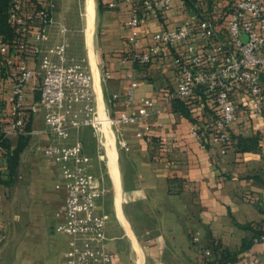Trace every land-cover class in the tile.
<instances>
[{
    "label": "crops",
    "instance_id": "0c3cea01",
    "mask_svg": "<svg viewBox=\"0 0 264 264\" xmlns=\"http://www.w3.org/2000/svg\"><path fill=\"white\" fill-rule=\"evenodd\" d=\"M95 1L92 23L86 0V21L76 24L65 22L54 3L56 20L44 50L66 43L69 59L92 71L98 105L114 115L136 109L126 94L133 78L139 81L137 97H151L161 108L143 125L122 127L129 150L120 145L114 132L112 136L105 131L104 145L90 126L72 135V140L83 141L84 152L94 161L91 170L103 178L106 187L98 202L99 210L109 215V249L115 250L117 244L124 253L137 250L140 256V248L143 251L144 258L115 259L113 264H264V242L253 240L264 228V115L252 110L248 87L243 84L232 91L239 118L231 125L225 153L220 144L203 147V138L191 130L193 123L204 129L214 119L215 101L207 93H195L189 107L182 103L183 110L168 101L180 78L179 61L189 56L190 42L202 46L229 41L222 13L231 0H215L213 10L207 0H201L200 13L193 12L185 0H175L173 8L149 15L141 25L144 49L156 46L148 65L130 58L131 4L123 2L113 9L111 0ZM97 12L103 13L99 22ZM201 15L212 17L213 35L172 45L154 41L155 32L183 23L197 25ZM51 58L59 60L56 54ZM29 62L38 70L28 88L36 100L41 95L42 74L38 59L30 56ZM105 71L111 72L110 78H104ZM27 135L12 175L8 153L18 145V135L10 137L9 149L0 150V172L6 180L0 182V264H67V239L62 243L56 231L64 220L66 189L57 187L59 165L44 161V148L54 137L47 132L43 110L34 113ZM252 136L260 137L258 149L243 151L241 138ZM148 236L152 240L149 260L139 242L136 247L132 242ZM207 250L213 257L205 254Z\"/></svg>",
    "mask_w": 264,
    "mask_h": 264
},
{
    "label": "built area",
    "instance_id": "2783aa9c",
    "mask_svg": "<svg viewBox=\"0 0 264 264\" xmlns=\"http://www.w3.org/2000/svg\"><path fill=\"white\" fill-rule=\"evenodd\" d=\"M135 1L111 0L109 6L118 7L123 2L131 4L128 19L130 58L146 64L151 62L156 46L144 49L141 25L149 15L158 16L161 10L171 9L175 0H140L141 5ZM53 8L54 3L50 0H37L32 8L25 7L22 0H16L11 8V19L22 33L20 47L23 56L18 65L12 56L5 61L11 67L7 73L11 84L8 95L11 118L3 128V134L4 138H9L27 133V109H31L33 114L44 111L47 132L54 137L45 146L44 156L49 162L59 165L61 180L57 187L66 189L62 210L64 220L56 230L69 236L67 264H113L115 255L108 247L106 232L109 215L99 210L98 202L106 187L103 178L91 170L94 161L84 152L83 141L79 138L72 140V135L75 130L90 126L104 145L106 127H111L120 145L129 150L130 144L122 127L143 125L161 108L151 97H137L139 81L135 78L126 89L135 110H123L114 115L100 107L92 71L84 63L69 59L67 44L50 47L47 51L43 48L49 28L55 22ZM227 28L229 41L226 43L188 44L189 56L179 61L180 78L168 100L189 99L198 87L205 86L214 98L219 115L204 129L193 123L191 130L195 136L203 138V147L210 143L220 144L223 153L227 151L231 138L230 127L239 118L238 107L232 97L236 87L246 85L252 110L264 115V0H235L227 17ZM213 30L214 23L206 19L197 25L183 23L159 30L153 38L156 43L169 45L189 38H207L213 35ZM10 46V42L0 35V52L7 53ZM51 54H56L59 60H53ZM30 56L38 59L42 74V82L38 86L41 96L37 100L30 99L28 91L30 83L38 75V70L30 65ZM110 77L111 72L105 71L104 78ZM3 82L4 78L0 76V85ZM114 97L118 98L119 94ZM0 150H3L1 143ZM255 241L264 242V228ZM206 252L211 253L210 250Z\"/></svg>",
    "mask_w": 264,
    "mask_h": 264
},
{
    "label": "trees",
    "instance_id": "16d2710c",
    "mask_svg": "<svg viewBox=\"0 0 264 264\" xmlns=\"http://www.w3.org/2000/svg\"><path fill=\"white\" fill-rule=\"evenodd\" d=\"M15 1L16 0H0V35H3L6 38V40H8L11 44L10 50L7 53H1L0 52V76H2L4 78L3 84L0 85V143L3 146V149H6V148L9 149V147L11 146L10 137L4 138V134H3V128L6 126V124L9 122V120L11 118L10 105L8 102V95H9V92L11 90V88H10L11 84H10L9 78L7 77V73L11 70L10 69L11 67L6 65L5 61L7 60V58L12 56L16 59L15 65H18L20 58L23 56V52L21 51V47H20L22 33L20 31V27L11 19V8H12L13 4L15 3ZM138 1L141 3L140 0H138ZM185 1L193 12L200 13V10H199L200 5L198 3L201 0H185ZM207 1L209 4V7H210L209 10H213L215 0H207ZM22 2L24 3L25 7L32 8L37 3V0H22ZM234 2H235V0H231V2L225 7V11L222 13V16L224 17L226 24H227V17L229 15V13L231 12V9H232ZM162 11H164V10H161L160 13ZM200 17L202 19H200L198 21V24L201 21L206 20V19L211 20L214 23L212 17L207 16L206 18H203L202 15ZM169 45H172V44H169ZM136 63L138 64L140 62H136ZM150 63L151 62L143 64V65H148ZM140 64H142V63H140ZM195 93L196 94L198 93V94H201L204 96H206L205 94L207 93L211 97V99H214L212 97V95L208 92V90L205 86L198 87L196 89ZM37 98L39 99L40 97L37 96ZM37 98H36V100H37ZM30 99H31V97H30ZM194 100H195V94H194V96H192L186 100L182 99V98H176V99H173L171 101L176 102V105L180 104L178 106V108L183 110L184 108L182 106L183 105L182 103H184L187 107H189L194 102ZM213 102H214V100H213ZM4 107H6V109H7V115L2 114ZM217 110L218 109L216 108V103L214 102V108L212 110L213 113L215 114L214 118H216L219 115ZM33 116H34V114L31 111V109H27V111H26V126H25L27 131L32 129ZM18 137H19L18 145L16 146V148L14 149V151L12 153H10V152L8 153V165H9V169H10V175L13 174L15 168L17 167L20 152L26 146V143L28 142V139L30 136L27 135V133H23V134L18 135ZM259 138L260 137H258V136L241 138V140H240L241 149L243 151L257 150ZM0 182H6V180L2 177L1 172H0ZM262 230L263 229L258 230L256 232L253 240L255 239L256 236H258L262 232Z\"/></svg>",
    "mask_w": 264,
    "mask_h": 264
},
{
    "label": "rangeland",
    "instance_id": "374dc122",
    "mask_svg": "<svg viewBox=\"0 0 264 264\" xmlns=\"http://www.w3.org/2000/svg\"><path fill=\"white\" fill-rule=\"evenodd\" d=\"M53 3H56L57 6H55V10L57 11V9L60 12V15L62 16L63 20L69 24H76L78 22H84L86 21L87 15H86V0H50ZM110 7V6H109ZM119 7V6H118ZM110 8H117V7H110ZM103 17V13L102 12H97L96 15V22H99ZM56 20V19H55ZM229 36V34H228ZM2 114H6L7 115V109L6 107L3 108V112ZM106 131L108 134H111L113 136V129L111 127H106ZM45 158V157H44ZM44 161L48 163H50L48 160L44 159ZM57 231V230H56ZM57 235L59 237V240L62 241V243H64L67 239V243H68V247H69V236L61 231H57ZM140 241L136 240L135 237L132 238V241L134 243L135 246V242H139V244L141 245V247L143 248L146 256H147V260H149V256H148V248L151 244V238L148 237H138ZM113 241L117 242L118 241V237H115L113 239ZM136 247V246H135ZM134 248V247H133ZM112 250V249H111ZM135 250V249H134ZM114 255H115V259L116 260H123L124 258L127 259H134L137 255L138 258H140L139 256V252L137 250H135V252L132 251H128L127 253H124L123 251H121L120 249H118L117 244L115 245V250H112ZM137 251V252H136ZM126 254V256H125ZM205 254L208 256H212L213 257V253L211 252L210 254H208L205 251ZM131 257V258H130ZM214 260L212 259L211 262H213ZM210 262V263H211Z\"/></svg>",
    "mask_w": 264,
    "mask_h": 264
},
{
    "label": "bare ground",
    "instance_id": "6f19581e",
    "mask_svg": "<svg viewBox=\"0 0 264 264\" xmlns=\"http://www.w3.org/2000/svg\"><path fill=\"white\" fill-rule=\"evenodd\" d=\"M95 0H88V12H89V19H90V22L92 23L93 19H94V15H95ZM93 68H94V72H95V78H96V85L98 87V90L101 91V86H100V78H99V75H100V71H99V67L97 65V61H96V58L93 56ZM137 244V243H136ZM137 246H139V244H137ZM140 257L141 258H144L143 256V251L142 249L140 248Z\"/></svg>",
    "mask_w": 264,
    "mask_h": 264
},
{
    "label": "water",
    "instance_id": "95a60500",
    "mask_svg": "<svg viewBox=\"0 0 264 264\" xmlns=\"http://www.w3.org/2000/svg\"><path fill=\"white\" fill-rule=\"evenodd\" d=\"M248 39V37L247 36H245V40H247Z\"/></svg>",
    "mask_w": 264,
    "mask_h": 264
}]
</instances>
